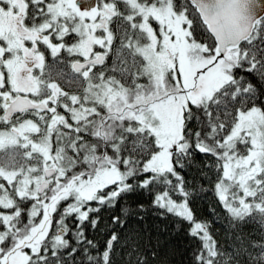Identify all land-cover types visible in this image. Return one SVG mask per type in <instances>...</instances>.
Returning <instances> with one entry per match:
<instances>
[{
  "label": "snow or ice",
  "instance_id": "1",
  "mask_svg": "<svg viewBox=\"0 0 264 264\" xmlns=\"http://www.w3.org/2000/svg\"><path fill=\"white\" fill-rule=\"evenodd\" d=\"M0 264H264V0H0Z\"/></svg>",
  "mask_w": 264,
  "mask_h": 264
}]
</instances>
